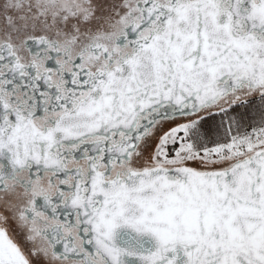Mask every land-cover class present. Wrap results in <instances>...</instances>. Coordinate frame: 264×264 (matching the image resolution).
Instances as JSON below:
<instances>
[{
	"label": "snow or ice",
	"instance_id": "6c2138e0",
	"mask_svg": "<svg viewBox=\"0 0 264 264\" xmlns=\"http://www.w3.org/2000/svg\"><path fill=\"white\" fill-rule=\"evenodd\" d=\"M125 254L264 264V0H0V264Z\"/></svg>",
	"mask_w": 264,
	"mask_h": 264
},
{
	"label": "water",
	"instance_id": "95a60500",
	"mask_svg": "<svg viewBox=\"0 0 264 264\" xmlns=\"http://www.w3.org/2000/svg\"><path fill=\"white\" fill-rule=\"evenodd\" d=\"M129 242L132 244H142L144 247H154L155 239L151 237L150 234H143L139 237V243L136 239V234L133 230L121 227L117 233V243L121 245H127ZM124 260L126 264H140L139 258L134 256H129L127 254L124 255Z\"/></svg>",
	"mask_w": 264,
	"mask_h": 264
}]
</instances>
